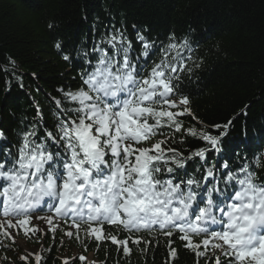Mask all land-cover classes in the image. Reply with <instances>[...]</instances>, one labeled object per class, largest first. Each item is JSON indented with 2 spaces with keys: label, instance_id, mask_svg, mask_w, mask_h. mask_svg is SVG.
Wrapping results in <instances>:
<instances>
[{
  "label": "snow or ice",
  "instance_id": "obj_1",
  "mask_svg": "<svg viewBox=\"0 0 264 264\" xmlns=\"http://www.w3.org/2000/svg\"><path fill=\"white\" fill-rule=\"evenodd\" d=\"M190 51L187 39L170 36L157 45L139 29L133 41L125 28L113 27L77 52L80 84L58 89L60 98H52L53 125L45 124L37 108L34 122L0 157V246H8L4 240L15 243L10 229L26 236L41 231L31 225L35 218L44 219L50 231L59 221L70 222L86 238L122 246L125 256L129 240L151 241L131 235L119 240L104 232L105 223L129 233L178 234L196 264L209 250L215 264H264V176L247 163L234 171L229 161L207 155L222 159L232 120L212 125L217 134L185 128L186 117L201 123L183 89L193 73L185 62L192 59L185 55ZM62 58L71 60L70 54ZM189 135L205 146L185 155L173 145H183ZM196 160L195 172L187 173L188 162ZM45 208L50 215L41 217ZM168 244L171 260L176 250L171 239ZM32 255L39 264L41 257Z\"/></svg>",
  "mask_w": 264,
  "mask_h": 264
},
{
  "label": "trees",
  "instance_id": "obj_2",
  "mask_svg": "<svg viewBox=\"0 0 264 264\" xmlns=\"http://www.w3.org/2000/svg\"><path fill=\"white\" fill-rule=\"evenodd\" d=\"M133 25L157 45L166 44L170 36L187 39L191 51L185 55L192 59L185 62L193 73L184 79L183 89L201 123L186 117L185 128L204 127L217 134L212 125L232 120L223 139L222 159L208 153L209 160L221 164L227 160L234 171L247 163L264 176V0H0V130L5 134L0 157L5 148L17 144L21 130L34 122L37 108L43 111L45 124L53 125L52 98H60L58 89L80 84L79 50L90 49L113 27L125 28L135 41ZM63 54H70L71 60L65 61ZM173 146L187 155L205 145L189 135L183 145ZM199 163L189 161L187 173L195 172ZM70 228V222H63L45 235L20 237L39 246V264H196L197 258L178 234L167 238L143 230L129 233L122 226L105 223L104 232L119 240L131 235L151 241L134 245L129 240L130 255L125 256L122 246L86 238L83 231ZM69 230L71 237L65 235ZM169 239L176 250L171 260ZM194 239L199 242L202 237ZM4 244L8 246H0V264H36L31 258L22 261L10 240ZM73 251L79 255L73 256ZM88 255L91 263L80 259ZM209 262L215 264L211 250L199 258V264Z\"/></svg>",
  "mask_w": 264,
  "mask_h": 264
},
{
  "label": "rangeland",
  "instance_id": "obj_3",
  "mask_svg": "<svg viewBox=\"0 0 264 264\" xmlns=\"http://www.w3.org/2000/svg\"><path fill=\"white\" fill-rule=\"evenodd\" d=\"M144 146H148V144H145ZM44 210H46V211L45 212L42 211L39 213V215L41 217L50 215V213H48L47 208H45ZM3 220H4V217L2 215H0V222H2ZM63 222L64 221H59L55 227L62 226ZM13 223H15V221H13ZM31 225L41 229V231L36 232V234L45 235L48 232H52L49 230V225H47V223L44 219L33 218L31 220ZM5 227H6V225H5ZM72 229H74V228L71 227L70 230H72ZM9 231L15 237V243H13L12 241H10V242L19 249V253L21 256H26L27 258H31L34 260V257L32 254L35 253V254L39 255V246H32L26 240H24L20 237L22 234H24L23 230L17 231L16 229H10ZM72 255L76 256V255H79V253L77 251H73ZM85 260L87 263H91V261H92L91 255H88L87 257H85Z\"/></svg>",
  "mask_w": 264,
  "mask_h": 264
}]
</instances>
